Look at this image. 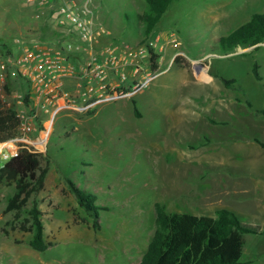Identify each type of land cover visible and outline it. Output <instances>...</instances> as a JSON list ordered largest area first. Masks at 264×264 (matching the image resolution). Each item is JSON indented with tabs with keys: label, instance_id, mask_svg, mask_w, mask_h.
<instances>
[{
	"label": "rangeland",
	"instance_id": "obj_1",
	"mask_svg": "<svg viewBox=\"0 0 264 264\" xmlns=\"http://www.w3.org/2000/svg\"><path fill=\"white\" fill-rule=\"evenodd\" d=\"M75 2L108 30L105 42L154 39L157 75L130 98L56 113L46 150L37 154L43 187L19 208L6 209L17 183L0 179V264H138L155 231V204L169 213H205L197 208L205 203L201 190L217 185V173L229 190L222 200L245 198L242 208L255 210L251 198L264 182V147L255 142H264V38L234 49L219 38L263 13L264 0H174L149 35L140 20L145 0ZM50 23L36 18L27 0H0V64L18 52V37L55 42ZM0 87L5 106L17 105L15 90L25 91L19 78H0ZM42 117L48 123L50 115ZM70 181L96 196L92 215L78 205ZM33 206L51 242L44 251L21 230ZM245 238L240 261L264 264V238Z\"/></svg>",
	"mask_w": 264,
	"mask_h": 264
},
{
	"label": "built area",
	"instance_id": "obj_2",
	"mask_svg": "<svg viewBox=\"0 0 264 264\" xmlns=\"http://www.w3.org/2000/svg\"><path fill=\"white\" fill-rule=\"evenodd\" d=\"M27 2L34 5L36 18L53 23L57 38L49 42L18 37V52L0 64L1 80L19 78L25 84V91L15 90L12 95L18 127L13 136L0 141V170L23 150L44 153L59 111L89 112L103 102L130 98L157 75L152 66L158 62L159 49L151 37L134 46L105 42L108 30L89 18L90 10L80 8L75 0ZM67 81L75 88L64 90ZM42 115H50L48 123Z\"/></svg>",
	"mask_w": 264,
	"mask_h": 264
},
{
	"label": "trees",
	"instance_id": "obj_3",
	"mask_svg": "<svg viewBox=\"0 0 264 264\" xmlns=\"http://www.w3.org/2000/svg\"><path fill=\"white\" fill-rule=\"evenodd\" d=\"M148 9L140 15L144 33L149 35L162 15L174 0H145ZM264 38V12L254 13L249 21L226 36L219 38L223 47L234 49L240 45L253 46ZM153 69L157 68L154 63ZM228 85L234 80L221 79ZM9 93L8 84L3 85ZM28 94L25 100L27 101ZM251 107V104L248 103ZM17 105L5 106L0 96V141L13 136L18 127ZM137 113V109L135 108ZM263 113V111H259ZM258 113V112H257ZM38 155L23 150L8 161L0 170V179L15 180L17 193L7 204V211L19 208L28 196L43 187L46 169L40 171ZM29 180V181H28ZM70 187L78 205L91 214L98 208L96 196L71 181ZM31 222L21 230L30 233L28 244L36 251H44L50 246L44 236V226L40 211L36 206L30 210ZM97 216H95L96 218ZM97 225L96 222H94ZM256 225L243 222L228 208H218L213 216L194 215L189 212L169 213L164 206L155 204V231L138 264H240L246 234H259Z\"/></svg>",
	"mask_w": 264,
	"mask_h": 264
},
{
	"label": "crops",
	"instance_id": "obj_4",
	"mask_svg": "<svg viewBox=\"0 0 264 264\" xmlns=\"http://www.w3.org/2000/svg\"><path fill=\"white\" fill-rule=\"evenodd\" d=\"M104 37V41H105ZM256 143L260 144L262 147H264V142H259V141H255ZM215 176L217 185H215L214 187H209V188H205L203 190H201V196L203 199V202L205 201L204 204H202L203 206L201 207H197L198 209H201L203 211H205V213H199L198 210L196 211H192L189 213H192L194 215H209V216H213L215 213V210L218 208H228L232 211H234L239 218L245 222V223H249V224H253L256 225L259 230L261 231V233L259 234H253L255 235V237L258 238H264V182H257L259 184H257L255 186V190L253 193V197L251 198V200H254L255 202V210H244L242 207L245 206L249 201H245V198H234L230 199L229 201L227 200V195L228 193V188H224L228 187L224 184V186L222 185L221 181V175H219L218 173L213 175ZM241 192H246L245 189H241ZM209 198V199H208ZM222 198H225L226 200H222ZM213 199V200H212ZM218 199V200H217ZM207 211H212V213H207ZM257 239H250L252 242L251 244L254 243V240ZM246 246V238H245V244L243 246V251L242 254L244 253V251L246 252L247 249H245ZM241 259V258H240ZM249 260L247 261H240V264H247Z\"/></svg>",
	"mask_w": 264,
	"mask_h": 264
},
{
	"label": "bare ground",
	"instance_id": "obj_5",
	"mask_svg": "<svg viewBox=\"0 0 264 264\" xmlns=\"http://www.w3.org/2000/svg\"><path fill=\"white\" fill-rule=\"evenodd\" d=\"M204 71V70H203Z\"/></svg>",
	"mask_w": 264,
	"mask_h": 264
}]
</instances>
